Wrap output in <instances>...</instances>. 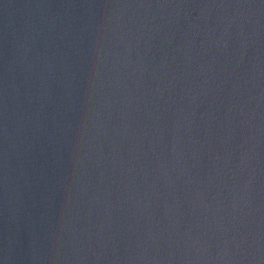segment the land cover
Returning a JSON list of instances; mask_svg holds the SVG:
<instances>
[{
	"label": "water",
	"instance_id": "water-1",
	"mask_svg": "<svg viewBox=\"0 0 264 264\" xmlns=\"http://www.w3.org/2000/svg\"><path fill=\"white\" fill-rule=\"evenodd\" d=\"M0 264H264V0H0Z\"/></svg>",
	"mask_w": 264,
	"mask_h": 264
}]
</instances>
